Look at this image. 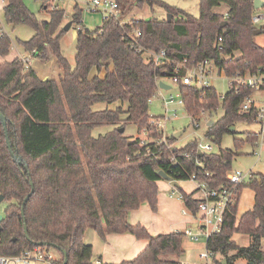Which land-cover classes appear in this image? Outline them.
Returning a JSON list of instances; mask_svg holds the SVG:
<instances>
[{
    "label": "trees",
    "instance_id": "1",
    "mask_svg": "<svg viewBox=\"0 0 264 264\" xmlns=\"http://www.w3.org/2000/svg\"><path fill=\"white\" fill-rule=\"evenodd\" d=\"M117 2L120 19L108 18L96 30L85 28L80 11L74 14L70 21L78 27V36L72 65L60 50L66 25L63 12L49 11V20L39 21L23 0H6V23L28 24L35 30L29 41L21 43L24 50L45 57L50 50L61 74L58 79L41 80L33 68L25 70L19 59L0 63V110L8 120L13 151L28 165L27 171L11 156L0 120V195L7 204L1 221L0 255L16 256L27 249L46 248L41 243H51L68 253V264H96L93 247L84 242L86 231L93 229L104 241L109 234H131L148 242L134 260L122 264H179L184 253L183 232L153 236L143 225L130 223V213L144 204L158 211L161 171L174 181H188L183 169L169 162L171 150L157 142L144 144L141 138L144 129L153 140L159 138L151 122L149 100L158 91L162 71L150 54L164 50L175 62L211 59L229 74L255 72L264 64V47L255 40L254 0H200L197 18H180L184 12L162 0ZM223 4L227 11L217 13L215 9ZM146 7L151 17L136 19V12ZM156 8L171 15V20L168 16L157 18ZM263 33L264 27L259 34ZM11 50L10 36L0 33V57L6 58ZM180 90L191 115L224 109V116L207 134L218 144L225 134H233L230 128L237 123H252L254 114L240 111L243 98L252 92L249 89L238 94L229 91L223 102L215 88ZM98 104L105 108L95 109ZM130 125L137 127V137L125 135ZM100 127L111 130L95 136ZM247 140L253 145L256 136L248 133ZM175 141V136L169 137V143ZM195 147L192 141L176 149L179 163L202 179L205 169L214 185L224 184L235 152L220 149L201 156L202 169L194 164ZM187 152L191 159L183 158ZM31 181L35 191L23 218L21 210L31 192ZM246 187L255 193L253 208L238 218V204L234 205L222 232L207 243L210 251L222 257L217 264L223 260L234 264L240 259L246 264H264V175L252 174L241 189ZM179 192L186 207L196 214V191L187 194L180 188ZM234 234L249 235L250 244L239 245L232 239ZM63 261L62 255L54 264Z\"/></svg>",
    "mask_w": 264,
    "mask_h": 264
},
{
    "label": "built area",
    "instance_id": "2",
    "mask_svg": "<svg viewBox=\"0 0 264 264\" xmlns=\"http://www.w3.org/2000/svg\"><path fill=\"white\" fill-rule=\"evenodd\" d=\"M45 10L48 11H60L63 12L64 19L68 18L67 9H74L75 13L80 11L83 15H98L102 18V25L108 18L120 19L121 8L117 0H40ZM0 9H4L6 6V0H0ZM74 16V15H73ZM73 16L71 20L73 19ZM229 15L226 13L224 19L227 20ZM262 17H254V23H258ZM101 28V27H99ZM98 29V28H97ZM96 30V29H95ZM140 37L141 33H137ZM222 42V39H219ZM35 51H28L19 56V60L22 63L25 70L32 68V64L37 57ZM152 61L155 67L161 69L162 74L157 80L158 91L152 95L149 100V104L153 102L155 98L161 100L165 115L163 117H153L152 125L155 126L159 138L155 141L150 137L149 132L144 129L141 133L143 143L157 142L159 145L165 146L168 150L173 152V155L169 158V162L172 165H179L188 177V181L194 183L195 197L198 199V212L195 214L189 208L185 207L182 211L184 217H188L191 221V225H195L197 232L193 228L188 226L183 234L189 237L192 241L199 242L201 240L206 241V250L201 252L199 259L202 264H217L218 256H216L207 247V243L212 236L222 232L225 218L231 208L238 204L241 186L249 177V173L236 172L234 174H228L227 180L222 185H214L212 183V176L210 172L204 169V163L201 160L205 154H212L213 146L210 143L204 144L202 141L195 140V151L197 156L193 158L194 164L202 169L204 178H200L197 173H189L188 170L179 163V159L174 154L175 143H169V135L167 130V124L172 119H178L179 111L184 110L191 118L193 126L196 129L201 128V120L206 117L208 111L202 110L197 116L191 115L187 112V106L184 99V94L180 90L181 87H195L197 89L213 88L211 85L212 79L215 78L225 79L229 83V91L236 94L240 93L243 89L251 90V94L246 95L240 105V111L242 113L254 114L252 123L259 126V131L255 133L256 141L253 144V156L260 158L264 151V64L253 73H240L229 74L227 70L220 68L211 59L203 61L190 62L184 60L183 62H175L170 59L167 51H161L159 53H151ZM163 80H169L171 86L177 88V93L173 92L169 95L164 94V89H161L159 84ZM172 89V88H171ZM170 89V90H171ZM167 91V90H165ZM169 91V90H168ZM261 93V97H256L255 93ZM226 99L225 95H220V101L223 102ZM172 117H169V116ZM212 121L207 119V127L209 128ZM146 137V139H145ZM209 139V138H208ZM213 140L210 139L212 143ZM179 150V149H178ZM183 158L191 159L192 154L187 152L182 154ZM183 173H179L182 175ZM180 183V182H179ZM180 199L183 200V195L180 193ZM176 193L172 192L171 197H175ZM49 257L45 254V248L35 247L33 249H27L20 255L16 256H4L0 255V264H32L35 262L48 261ZM53 261L52 264H54ZM184 264V263H179ZM192 264V263H188Z\"/></svg>",
    "mask_w": 264,
    "mask_h": 264
},
{
    "label": "rangeland",
    "instance_id": "3",
    "mask_svg": "<svg viewBox=\"0 0 264 264\" xmlns=\"http://www.w3.org/2000/svg\"><path fill=\"white\" fill-rule=\"evenodd\" d=\"M24 3L27 5V7L36 14L39 21H48L49 20V11L45 10L42 6V3L40 0H23ZM166 4H168L171 7H174L178 10H181L184 12V16L180 14V18H184L186 15H190L193 17H198L200 12L199 3L200 0H162ZM264 2V0H262ZM226 5H221L219 8L215 9L217 13L224 14L227 11ZM156 17L166 18L168 14L160 9L156 8ZM136 19L141 20L144 19L147 16L151 17V10L149 7L145 8L143 12H136ZM68 18L64 19L66 22H70L72 16L75 14L74 9L68 8L67 9ZM256 17H262V19L256 23V27L258 30H260L262 27H264V7L256 10ZM83 25L85 28L89 30H95L102 26V18L98 15H83ZM64 27V26H63ZM62 27V28H63ZM0 33H6L10 36L12 40V50L11 53L6 57L7 59L15 60L19 59V56L24 54L25 51L22 44L23 42L29 41L34 35L35 30L28 24H21L18 26H12L6 23L4 18V11L3 8L0 9ZM77 36H78V27L76 25L72 26V28L69 31H65L61 40H60V50L61 54L69 60V62L72 65H75V57L77 53ZM255 40L261 47H264V33L263 34H257L255 35ZM49 49V48H48ZM15 56V57H14ZM1 62V61H0ZM35 66L36 71L39 75L45 74V76H49V78H58V76L61 74V70L59 67V64L57 62L56 57L53 55V53L48 50L47 56L45 57L42 54H38L35 62L32 64V68ZM162 82L166 83L167 85L171 86V82L169 80H163ZM211 85L213 88L217 90L219 94L225 95L227 92H229V83L225 79L215 78L212 79ZM171 90L163 91L164 94L169 95L173 92V94L177 93V88L171 86ZM256 97H261V93H255ZM105 108L104 104H98L95 106V109H103ZM149 113L151 117H163L165 115V110L163 109V105L160 99L155 98L153 102L150 104ZM224 116V109L222 107L217 108L214 111H209L206 114V117L203 118L201 122V128L196 129L193 126V123L191 121V118L188 116V114L184 110L179 111L178 119H172L167 124V130L169 135L175 136L177 132L184 131L182 136L178 139H176L175 148L181 149L187 146L192 141L198 140L202 141L204 144L210 143L213 146V152L219 153L220 149L223 150H233L236 154L233 162L232 167L230 169L229 174H234L236 172H243V173H250L251 174H262L264 175V151L261 155V157L258 159L255 156H253V145L248 142L247 136L248 133H256L259 131V126L255 123H249V122H239L235 125V131L233 134H225L223 136L221 144H218L217 142L212 141L210 142V139L206 138V133L208 131L207 127V119L210 118L211 121L214 123L217 122L219 119H221ZM169 117H172L171 115ZM111 130V127H100L95 129L94 135L98 136L99 134H105L107 131ZM126 136L131 137H137L138 130L135 125H130L127 127ZM146 139V137H145ZM250 177L247 178V181ZM162 183H169L165 180H160ZM182 188L189 192L190 190H193L194 183L190 181H181L180 182ZM165 185V184H164ZM168 190H165V192H172L176 193V198H180V192L179 189L174 188L173 186H167ZM195 191V188L192 192ZM163 192V193H165ZM188 194V193H187ZM7 204L6 202L0 203V214L4 213V210L6 208ZM140 213V223H146V227L149 229V231L152 233L153 236H157L160 233L157 232L159 229V222L158 217H156L157 214H154L152 210H150L147 207L139 209ZM242 213V212H241ZM159 215H161V221L165 223L166 220V214L159 212ZM148 216V217H147ZM143 218V219H142ZM131 220V218H130ZM141 223V224H142ZM188 227V226H187ZM194 229L195 232H197V229L195 228V225L190 226ZM154 228H156V231H154ZM135 240L134 236L131 234H128ZM84 242L87 245H91L93 247V255L94 260L98 259L102 253V248L104 246V240H102L96 231L93 229H88L84 235ZM183 249L184 253L181 257L178 258L179 263H192V264H202V262L199 259V255L201 252L206 250V241L201 240L199 242L192 241L189 237L184 236L183 238ZM263 250H264V242H263ZM45 254L47 257H49L48 261L44 262H35L33 261L32 264H52L53 261H56V259H60L62 256V253L54 247H47L45 248ZM221 258V256H219ZM134 257L132 258V260ZM234 264H241V262L237 261Z\"/></svg>",
    "mask_w": 264,
    "mask_h": 264
},
{
    "label": "crops",
    "instance_id": "4",
    "mask_svg": "<svg viewBox=\"0 0 264 264\" xmlns=\"http://www.w3.org/2000/svg\"><path fill=\"white\" fill-rule=\"evenodd\" d=\"M0 6H2V5L0 4ZM13 59L9 60L7 58H1L0 57V61H1L0 63L12 62ZM33 69L36 71L35 66L33 67ZM36 73L41 80L53 79V78H49V76H45V74L39 75L37 71H36ZM58 78H59V76H58ZM58 78H54V79H58ZM213 124H214V122H213ZM233 127H235V126H233ZM253 134H255V133H253ZM251 175L252 174L250 172L249 177H251ZM167 186H172L171 182H169L168 184L166 182L165 183H162L160 181L158 182V187H159L158 211L157 212L152 211L154 214H157L156 215V217H158L157 221L160 223L158 226L159 229L157 230V232L160 234L183 232L187 228V226L191 225L190 219L188 217H184L182 214V211L186 207V205L182 199H180V198L175 199L176 196L171 197L170 192H168V191L165 192V190H168ZM181 188H182V186H181ZM194 188L195 187H193V190H194ZM193 190H190L189 192L184 190V192L190 194V193H192ZM163 192H165V193H163ZM254 203H255L254 191L249 187L243 188L241 190L239 201H238V218H240L243 213L251 210L254 206ZM144 207H147L151 210V208L149 207L148 204L142 205L141 208H144ZM159 212L166 214L165 223H163L161 221V215H159ZM140 216L141 215L139 213V209L132 211L130 213V218H131L130 223L132 225L141 224L142 222L141 223L139 222ZM141 225L146 227L147 224L144 222ZM147 230L149 231L148 228H147ZM154 231H156V228H154ZM150 234H152V233L150 232ZM132 236H134V235H132ZM134 238H135V240L133 239V237H131L128 234H121V235L120 234H118V235L109 234L106 237V240L104 241V246L102 248L103 254H101V256L98 259H96V261L95 260L94 261L96 262V264H122L123 262L132 261V258L134 257V259H135L148 245V242L146 240H139L135 236H134ZM232 239H233V241H235L236 243H238L239 245H241L243 247H247L250 244V236L249 235L234 234ZM221 258H219V256H218V259H221ZM56 260H58V259H56ZM238 261L241 262V264H246V261L243 259H240Z\"/></svg>",
    "mask_w": 264,
    "mask_h": 264
},
{
    "label": "water",
    "instance_id": "5",
    "mask_svg": "<svg viewBox=\"0 0 264 264\" xmlns=\"http://www.w3.org/2000/svg\"><path fill=\"white\" fill-rule=\"evenodd\" d=\"M254 7L256 10H259L261 8L264 7V2L262 0H254ZM168 20L170 21L171 20V15L168 16ZM72 22H68L65 27H64V30L65 31H69L71 28H72ZM260 33V30L256 31L255 32V35L259 34ZM160 88L161 89H164V90H170L171 89V86L170 85H167L166 83L164 82H160L159 84ZM0 120L3 124V127L6 131V136H7V144H8V148L11 152V156L13 157V159L15 160V162L17 163V165L19 167H23L24 169H26L28 171V165L26 164V162L24 161V159L16 152L13 151V148H12V145L10 143V140H9V137H8V134H7V127H8V120L7 118L3 115V113L1 112L0 110ZM210 125H213V122L210 123ZM124 129H121L120 130V133H124ZM231 132H234L235 131V127H231L230 129ZM184 133V131H180L178 133L175 134V138L178 139L182 136V134ZM201 156H202V153H199ZM159 175L162 177V179L168 181V182H171L172 186L177 188V189H180L181 188V185L178 181H174L171 179L170 176H168L165 172L161 171L159 173ZM31 192L29 195H27V197L25 198L24 202H23V206H22V210H21V216L24 218L25 217V206L28 202V200L30 199L31 195L34 193L35 191V188H34V183L31 181ZM4 201V196L0 195V203ZM3 220V214H0V231L2 230V227H1V221ZM25 228V234H26V237L29 241H31L30 239V236L28 234V229H27V226L25 224L24 226ZM40 246H46V247H54V248H57L63 255V264H68V253L62 249L61 247H59L58 245L56 244H51V243H48V244H45V243H41L39 244ZM222 264H226V260H223L222 261Z\"/></svg>",
    "mask_w": 264,
    "mask_h": 264
}]
</instances>
